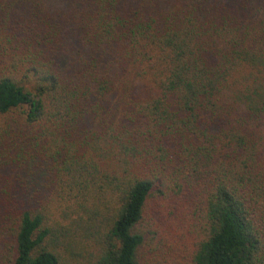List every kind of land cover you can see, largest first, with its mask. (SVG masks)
Masks as SVG:
<instances>
[{"label":"trees","instance_id":"16d2710c","mask_svg":"<svg viewBox=\"0 0 264 264\" xmlns=\"http://www.w3.org/2000/svg\"><path fill=\"white\" fill-rule=\"evenodd\" d=\"M10 111L0 165L50 178L4 264H148L157 214L188 264H264V0H0Z\"/></svg>","mask_w":264,"mask_h":264},{"label":"rangeland","instance_id":"374dc122","mask_svg":"<svg viewBox=\"0 0 264 264\" xmlns=\"http://www.w3.org/2000/svg\"><path fill=\"white\" fill-rule=\"evenodd\" d=\"M15 111L6 114H0V124H12L16 117ZM15 165H0V264H4L1 257L7 251V245L10 244V231H7L10 223L5 217V208L10 206L8 201L14 206L33 205L47 196V183L50 178L49 169L41 173L39 167L31 168L34 175L25 174V170ZM32 176V181L27 178ZM29 187V188H28ZM63 202L53 200L51 212L53 218L59 219V208ZM150 229L154 233L152 244L147 248L146 255L148 264H188L190 252L192 250V239L188 236L182 241L172 236V233L183 232L186 226L172 219L170 215L157 214L153 220H150ZM10 247V246H9ZM149 251V252H148Z\"/></svg>","mask_w":264,"mask_h":264}]
</instances>
